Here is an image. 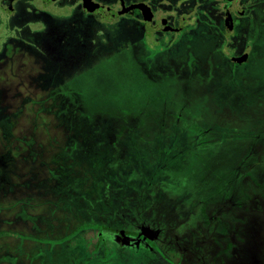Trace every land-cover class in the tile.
I'll list each match as a JSON object with an SVG mask.
<instances>
[{
  "label": "rangeland",
  "instance_id": "374dc122",
  "mask_svg": "<svg viewBox=\"0 0 264 264\" xmlns=\"http://www.w3.org/2000/svg\"><path fill=\"white\" fill-rule=\"evenodd\" d=\"M78 2L0 8V264H264V0H234L235 39L177 0L174 49Z\"/></svg>",
  "mask_w": 264,
  "mask_h": 264
},
{
  "label": "flooded vegetation",
  "instance_id": "af4514ba",
  "mask_svg": "<svg viewBox=\"0 0 264 264\" xmlns=\"http://www.w3.org/2000/svg\"><path fill=\"white\" fill-rule=\"evenodd\" d=\"M20 0H12L9 6H4L3 0H0V8L3 11L8 12V14H11L15 11L16 5ZM58 0H53L45 3L41 8H38L33 5V1L31 0V6L34 14H39L44 19L48 18V13L45 12V8L48 4L55 2ZM95 3L99 4L100 6H103L104 8L108 9L110 14L108 16H102L100 13L89 11L85 8L83 0H79L78 2V11H77V17L80 19L83 23L87 25H91V22L93 19L100 18L102 20H107L108 22H121V23H127L129 19L135 20V23L138 24L133 29H127L126 26L123 27L121 31V35L128 39H139L144 40L146 36H154L156 40H161L165 42H171L170 37L172 35V49L176 46V35L179 33L186 32L187 29H193L188 26V22L193 18L191 15L190 20L187 22L185 17H183V21L181 19L182 14L181 11H178L177 9V0H93ZM198 0H190L188 3V15L190 16L191 13L194 12L195 3ZM202 2H208L209 0H202ZM222 2V3H221ZM140 5L138 7H132L133 5ZM203 6V5H202ZM132 7V8H130ZM198 6L196 10L199 9ZM143 8H147L151 12L150 21L146 22L143 18ZM124 11V13L117 18L112 19L111 14H116L119 11ZM214 19L211 18V23L213 26H209V19L208 15H206V21L205 26H202L201 32H203V35H205L207 38H221L226 37L228 35L232 34V38L235 39V34L239 32V21L240 18L244 14V8L241 7L240 9L234 8V0H214V4L211 7ZM230 19L228 20V18ZM44 27V26H43ZM229 27V28H228ZM200 29V28H199ZM235 33V34H234ZM188 35V33H186ZM15 39V38H13ZM7 45V44H6ZM12 47H17L18 45L21 46L25 50H29L30 45L28 43L20 42L18 40H14L12 43H9ZM12 49V48H11ZM5 48L3 49L4 52ZM7 52L1 53L0 55H6ZM242 53H247L246 51H243ZM241 53V54H242ZM240 53H238L239 55ZM240 54V55H241ZM235 55V56H238ZM5 56H0L1 58H4ZM234 56H231V58ZM10 60V59H9ZM43 60V59H42ZM233 62V61H232ZM245 63V62H244ZM243 64V63H240ZM233 65H239L238 63H234ZM30 74V73H29ZM51 80H53L52 75H48ZM50 80V81H51ZM1 161V159H0ZM0 179H3L0 177ZM208 199L204 200L203 204H206ZM211 221H215L217 223H220L222 221L221 219H218V216L211 217ZM240 225L238 224V227ZM216 234V233H215ZM218 235V233H217ZM220 236V235H219ZM209 239V238H208ZM242 241L235 240V250L240 252ZM216 259L212 264H220L221 260ZM208 262V260H207ZM209 264V262H208Z\"/></svg>",
  "mask_w": 264,
  "mask_h": 264
},
{
  "label": "water",
  "instance_id": "95a60500",
  "mask_svg": "<svg viewBox=\"0 0 264 264\" xmlns=\"http://www.w3.org/2000/svg\"><path fill=\"white\" fill-rule=\"evenodd\" d=\"M32 1H33L34 6L41 8L45 3L49 1H53V0H32ZM3 2H5L4 6H9L12 0H3ZM83 2H84L85 8L88 9L89 11L100 13L102 16H108V14H110L108 9L104 8L103 6H100L99 4L95 3L93 0H83ZM138 6L140 5L136 4V5H133L132 7H138ZM123 13L124 11L122 9V11L117 12V15L111 14V18L112 19L117 18ZM150 16H151V12L147 8H143V18L146 22L150 21ZM229 19L230 17L228 18V20ZM247 59H248V53H242L241 55L232 57L231 61H233L234 63L240 64V63L246 62ZM128 234H134V233H128Z\"/></svg>",
  "mask_w": 264,
  "mask_h": 264
},
{
  "label": "trees",
  "instance_id": "16d2710c",
  "mask_svg": "<svg viewBox=\"0 0 264 264\" xmlns=\"http://www.w3.org/2000/svg\"><path fill=\"white\" fill-rule=\"evenodd\" d=\"M211 38H214V37H211ZM234 67V66H233ZM71 107V106H70ZM74 109H76V108H74ZM143 124V123H142ZM143 126H144V124H143ZM71 129L73 130V133H72V131H71V135L69 134V143L70 142H72L75 138H78L79 137V135H80V130L79 129H77L76 127H75V125L73 126V127H71ZM143 130V132H142V138L143 139H141V141H146V139L143 137V134L144 133H146L147 132V130L144 128V129H141V131ZM112 132V131H111ZM112 133H114V132H112ZM157 138V137H156ZM110 141H111V143L114 141V142H116L117 143V141H118V137L116 138V136H115V140H114V138H110ZM118 144V143H117ZM117 144H114L115 146L117 145ZM67 145H68V143L66 142V147H67ZM76 159H78V158H75L74 160H73V165L75 164V162H76V166H77V160ZM166 162V161H165ZM65 173V172H64ZM79 180V176H77L76 178H75V182H77ZM65 196V195H64ZM77 197H74V198H72V200H70L69 199V202H68V204H71L72 203V205L75 207V209H76V211H77V208H76V205L78 204V198L76 199ZM62 203L64 204V202H61V205H62ZM77 215H79V213H77ZM83 215V214H82ZM81 215V216H82ZM77 218V217H76ZM86 232V231H85ZM84 232V233H85ZM84 233H83V236H84ZM78 236V235H77ZM80 236H81V233H80ZM83 238V237H82ZM93 247H91V245L90 246H87V247H85V246H81L80 248H77V251H78V256L80 255L81 257H79V260H77V258H76V260H73L72 262H71V264H87V263H91L90 262V260H89V258L91 257V255L93 254ZM127 252V251H126Z\"/></svg>",
  "mask_w": 264,
  "mask_h": 264
}]
</instances>
